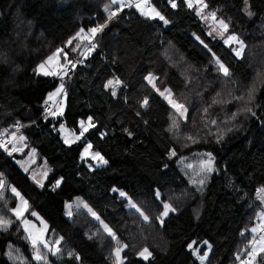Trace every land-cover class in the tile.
<instances>
[{"label": "trees", "instance_id": "16d2710c", "mask_svg": "<svg viewBox=\"0 0 264 264\" xmlns=\"http://www.w3.org/2000/svg\"><path fill=\"white\" fill-rule=\"evenodd\" d=\"M109 2L0 0V133L20 122L28 144L25 152L35 149L36 163L46 162L49 167L39 186L16 161L21 155L0 148V178L6 181L0 217L12 221L7 231L0 230V264H16L8 257L11 248L28 262L42 264L32 258L21 220L10 211L18 203L12 187L26 197L28 213L36 211L47 221L50 233L63 237L66 252L80 256L76 260L65 252L50 254V263L115 264L89 223L78 214L65 213V204L80 197L113 230L131 226L125 235L128 246L152 252L144 260L137 255L140 248L127 251L123 264H201L188 245L204 241L211 251L203 264H233L256 241L253 237L258 233L252 234L251 229L261 206L258 189L264 186V57L255 63V56L264 54V0H248L252 16L247 15L244 0H205L206 9L225 19L228 31L244 41L241 57L208 31L201 15L185 0H175V8L169 0H154L152 6L167 24L141 15L135 7H125L109 20L105 12ZM98 25L106 26L96 36L95 48L90 53L89 46L83 53L73 51L80 40L77 33ZM60 48L74 64L84 54V64L66 76L63 114L41 116L59 78L39 74L37 67ZM216 58L230 76L219 70ZM150 74L153 83L146 79ZM255 77H259L256 97L245 122L224 135L210 133L200 144L181 151L183 143L170 130L173 109L156 89L169 87L174 98L186 102L189 116L192 109L193 116L205 114V108L208 113L232 115L244 110L242 93ZM109 80L120 81L115 96L105 88ZM145 97L146 108L141 107ZM89 117L95 127L78 141L66 143L60 125L78 131L80 120ZM186 132L181 129L182 135ZM86 143L107 163L90 167L81 157ZM173 149L212 153L216 170L202 191L185 178L176 158L170 156ZM119 190L148 220L127 205ZM164 202L175 211L161 222L157 217Z\"/></svg>", "mask_w": 264, "mask_h": 264}, {"label": "rangeland", "instance_id": "374dc122", "mask_svg": "<svg viewBox=\"0 0 264 264\" xmlns=\"http://www.w3.org/2000/svg\"><path fill=\"white\" fill-rule=\"evenodd\" d=\"M204 3H205V0H204ZM109 4H110V2L108 3V5ZM116 7H117L116 5H112L113 9H115ZM194 7H196L195 2H194ZM210 13L211 12H209L205 8V9L202 10V14H201L203 22L207 26V29H208V31L210 33L214 34V36H216L218 38H222L223 41H225V39L227 38L228 35L235 34L233 32L227 31V32L224 33L223 36L220 35V33L223 31V29L219 26L218 23H216L211 18V16L209 15ZM106 16L108 17V13L107 12H106ZM216 17H217V13H216ZM217 19H222V20H224L226 22V20L223 19V18L217 17ZM80 33H81L80 36H79L80 40H79L78 46L75 49V51L83 53L84 50H86V48L88 47L89 42L92 41V39L97 35V33L92 34V33L88 32V30H84L83 32L80 31ZM226 45L230 46L232 49L239 47V45H237L235 43L226 44ZM261 45L262 44H258V49H261ZM60 49L62 50V52L61 53H57L56 57H55V59L53 61H48V57H50L54 53H56L57 50L55 52L51 53L46 59H44L43 61H41L38 64L37 72L39 74H43L44 71H52V72H55V73H61L62 68L64 66V56L66 55L67 59L68 60H70V59L68 58L67 52H63V51H65L63 48H60ZM244 49H245V43H244ZM92 50H93V48L91 49V51ZM91 51H88V53H90ZM243 52H244V50H243ZM243 52L241 53V56L243 55ZM261 57H264V54H262V52L258 56H255V60H256L255 63L257 62L256 65H258ZM46 61H47V63H46ZM70 61H72V63L75 62L74 60H70ZM41 65H43V69H41L39 67ZM69 66L71 67V65H68L66 68H63V71L66 74L54 75V76L59 78V82H58V85L52 91L49 92V93L55 92L56 89L58 87H60L61 84H63V92H61L60 94H58L57 96H55L51 100L55 104L56 111L58 109H62V112H63V110L65 108V105H66V98H65L64 91H65V81H66V76H67V69H68ZM262 70L264 71V68ZM259 73L261 74V71ZM150 75L155 79L153 74H150ZM154 79H153L152 83L154 82ZM258 80H259V77H255L253 79L249 89L244 90V92L242 93L244 95V110L236 112L237 115L235 116L234 119L232 118V115L225 114L224 112H222L220 114H217V115L213 114V113H207V114L198 115L196 113V115L193 116L194 111L192 109L191 112H190L191 116H189V114H188V118H190V119L187 118V121L185 123H183V122L178 123L179 124V128L178 129H172L176 139L183 143V145L181 146L182 147L181 151H183V149H185L186 147H190V145H193L195 143L196 144H200L205 139V136L210 134V133L224 135V134H227L228 132L233 131L235 129V127H237L240 123L243 122V120L245 122V118H246V116L249 113V111H246L245 109L250 108L249 104H250V102L252 100V99L249 100L248 94H249L250 91L254 90L253 96H255V94L257 92ZM113 81H116V80H113ZM119 86H120V84L118 86H116V91L118 90ZM167 88L170 89L169 87H167ZM160 91L162 92L163 90H160ZM49 93H48V95H49ZM48 95H47V97H48ZM172 95H173V93H172ZM180 102H182V101H180ZM213 119L217 121L216 124H211L210 123V121L213 120ZM81 121H84L85 125H87L89 123V118L81 119L80 122ZM80 122H79V130L78 131H74V130L68 128L64 124H62L63 125V129H61V125H60L59 130H60L61 135L64 138L65 142L68 141L67 143H73V142H76V141L79 140V139H77V136H79L80 131H81ZM181 129H183V130H185L187 132L182 135L181 134ZM13 132H16L17 137L22 136V129H19L18 132H17V129H15V130L11 131L10 138H11V134ZM189 136L194 137L195 142L193 140H189L188 139ZM81 138L82 137H80V139ZM17 140H13L12 141L13 145H14V142L17 141ZM25 144H26V146H28L27 142H25ZM87 144H89V143H86L84 145L83 151H84V148H85V146ZM11 149H12V147L9 148V150H11ZM30 149L32 151H35L32 148H28V150H30ZM20 151H23V149H21ZM25 151H26V149H25ZM27 152H25V154ZM95 152H99V151L94 150L91 147L89 149V154L84 156V158H86V161H87V163L89 164L90 167H93V166H96V165L97 166H101L102 165V164H97V161L92 159L91 154L95 153ZM175 152H176V155L175 156H171V157H175L176 158L177 163L180 165L185 178L188 180L190 185H192L196 190L202 191L206 187V185H207V183H208V181L210 179L211 174L216 170L215 158L212 155V153L209 152L206 149H196V150H192V151L187 152V153H178L176 150H175ZM209 153L211 154V157H212V167H213L214 170L212 172H210V173L205 174V173L200 172V164H201V161H207L208 160V155L207 154H209ZM34 160H35V158H34V156L31 153H29L28 155H25V158H23V159H21V158H17L16 159L18 164H20V166L26 171L31 170V168L26 167L25 164L32 165L35 162ZM44 163L45 164H37L36 163L35 168H33L31 170V172H30L31 173V178H34L38 184H40V181H39L40 178L45 174V170H46V166L45 165H47V163L46 162H44ZM189 165H191V167H188ZM198 173H199V175H198ZM201 178H204V183L203 184L199 183V180ZM192 181H196V182L193 183ZM39 186H42V185H39ZM262 188H264V186L261 187V189ZM16 190L21 194V196H23L24 200L27 201L26 197L17 188H16ZM119 192H124V191L123 190H119ZM124 197L127 199V205L128 206H129V199L133 203H135L127 194ZM257 199L259 201H261V206L258 209V213H260L261 216H258L257 222L252 227V228L256 227L258 229L257 232H255V233L252 232V234H254V235L259 233L260 231H262L264 229V192H258L257 193ZM18 204H20L21 207H23V204L19 200V198H18L17 205ZM66 204L69 205L70 207H66ZM66 204H65V209H66L65 213L68 216H72V215L76 216L78 214L80 217L84 218L89 223L91 231H93L95 233V235L102 241V243L104 244L105 248L107 249V252L113 257V259L115 261V257L113 255V252H114V250L116 249V247L118 245H117V242L115 240H113L110 236H108V234L104 231V229H103V227H102V225L100 223L101 218H100V220H97L95 217H93L91 215V213L89 212V210H88L90 208L89 205L86 203L85 200L83 201L82 198H80V197H76L72 201H68ZM85 204L88 207H85L84 206ZM137 207L139 208L138 205H137ZM92 211H94V210H92ZM33 212H35L37 215L33 216L32 215ZM33 212H31V214H30L27 211H25L23 217L20 218L22 228L24 230V233L27 235V237H28L29 233H31L33 236L40 235V236L43 237V239H45L49 243V246L52 247L53 251H55L56 248L60 249V251L56 254L57 256L61 255V254H64V252L69 254L70 252H68V251L66 252V249L64 247L63 237L61 235H58V234L56 235L54 232L50 233L49 232V225H48L47 221L41 215H39L36 211H33ZM24 221L28 222V224H27L28 232L25 231V223H24ZM130 229H131L130 225L129 226H125L121 230V232H117V231L112 229L113 232L116 233V236H117V238H118V240L120 242V245L121 246L126 245V247H124L123 251L120 253L121 258L123 259V261H124L126 255H127V251H133L134 252L136 249L140 248L137 251V254H138L140 251H142L144 248H146V247L142 248V247H130V246H128L129 243H128V241L125 240V235L129 232ZM254 238H255V236L253 237V240H254ZM56 240H60V243L56 244L55 243ZM258 241H259V239H256L255 242H258ZM251 242H253V241H251ZM203 245H205L204 252H207L208 255H209L210 251H211V245L209 243H207V244L201 243L198 246H194V243H193V248L199 249L198 255H203L204 252L201 253V249H202ZM209 245H210V247H209ZM39 247H40L41 252L46 254L47 257L51 254L50 252H48L47 249H45L43 247V245H39ZM147 249L151 252V250L149 248H147ZM249 251H251V249ZM31 252L34 255V249L33 248H31ZM9 253H11V255H9ZM208 255H207V257H208ZM8 257L11 260H13L16 264H22V261H23V264H29V263L32 264V263H34V262H32V263L28 262L27 260L23 259L20 256V254L18 253V251L16 249H13V248H11L9 250ZM207 257L205 258V260L207 259ZM262 258H264V257L257 256V260L254 262V264H259V262H260V260ZM241 261H246L243 258V256H241L233 264H241ZM41 262H42V264H44L43 261H41ZM47 264H53V263H50V262L47 261Z\"/></svg>", "mask_w": 264, "mask_h": 264}, {"label": "snow or ice", "instance_id": "6c2138e0", "mask_svg": "<svg viewBox=\"0 0 264 264\" xmlns=\"http://www.w3.org/2000/svg\"><path fill=\"white\" fill-rule=\"evenodd\" d=\"M194 2H195V11L197 13V15H201L202 14V10L207 8V4L204 3V0H185V3L187 4V6L189 8H193L194 7ZM169 3H171V6L173 8L177 7V4L175 2V0H169ZM244 3L246 5L245 11L247 13L248 16H252L253 13L250 11V9L247 7L248 6V0H244ZM112 5H116L117 7L115 9L112 8ZM125 7H135L138 11H140L141 15L147 16L149 18H159L160 20H162L165 24L168 23V20L165 19V17L163 15H161V13L159 11L156 10V8L152 7L149 3V0H110V4L105 6V11L108 13V19L111 20L113 17H115L123 8ZM147 9V10H146ZM211 16V18L219 24V26L223 29V31L220 33V35H224L225 32L228 31V27H229V23L225 22L222 19H217L216 17V13L212 12L209 14ZM106 25H98L97 27L94 28H90L88 29V32L95 34L98 31H101ZM84 30L81 29V32H83ZM81 33H77V36L79 37ZM72 41H69V43H71ZM225 44H232L235 43L237 45H239V47L234 48L233 51L235 52L237 57L241 56V53L244 50V42L242 40L239 39V37L235 34H230L227 36V38L225 39ZM203 43V42H202ZM205 47H208L205 44ZM92 48H95V44H91L89 51H91ZM75 49H73L74 51ZM209 51H211V49H209ZM62 50L61 49H57V52L54 53L52 56L48 57V61H53L56 57L57 53H61ZM47 63V61H46ZM215 63L219 66V70L223 73V75L225 77L230 76V71L229 69L223 64L221 63V61L219 60V58L215 59ZM68 65H71L72 68L75 67V64L72 63V61L67 59V56H64V66L63 68H66ZM41 69H43V65L39 66ZM62 71L61 73H55L52 71H44L43 74L44 75H63L66 74L64 71ZM146 79H148L149 83H152L153 81V77L150 75L149 77H147ZM120 84L119 80L113 81V80H109L106 84H105V88H110L112 95L115 96L116 95V86H118ZM153 87H155V85H153ZM157 92L164 97L165 100H167L169 106L173 109V113H171L170 115L172 116V124H171V129H178L179 128V124L177 122L178 119L181 120H187L188 118V114H189V108L187 107L186 102H180L177 98H174L172 95V91L171 89L168 88H164V90L161 92L160 89H156ZM61 92H63V84L60 85V87H58L56 89L55 92L49 93L48 98L45 100V111L48 113V115H51L53 117H56L58 114L62 115V109H58L57 111H49L47 108L48 105V101L52 100L55 96H57L58 94H60ZM253 91H250L248 94V98L249 100H251L253 98ZM237 99H240L239 97H237ZM213 103H217V101H213ZM149 105V99L147 97H145L144 101L141 104V107H148ZM246 111L251 112V109H245ZM204 113L207 114L208 113V108H205ZM139 115V113H137ZM255 113H253L254 115ZM237 115V113H233L232 114V118L234 119L235 116ZM92 118L89 117V123L87 125H85L84 121L80 122V127H81V131L79 136H77V139H80V137H83L84 134L86 132L89 131L90 128L95 127L94 123L91 122ZM211 124H216L217 121L216 120H211L210 121ZM19 124L17 125V132L19 131ZM61 129H63V125H61ZM125 131L127 132L128 130L125 129ZM129 135H131V133H128ZM102 136L104 135L103 133L101 134ZM19 140V141H23L24 137L23 136H19L17 137L16 132H13L11 134V139L8 141V143H12L13 140ZM189 140H193L195 142L194 137L189 136L188 137ZM68 141H66L67 143ZM92 147V145L89 143L85 146L84 151L81 153V157L83 158L84 156L89 154V149ZM0 148H4L6 151L8 150L5 143L0 142ZM13 151L18 150L15 145H13ZM11 154V153H9ZM176 152L175 150H172L170 152V156H175ZM208 155V160L207 161H201L200 164V172L202 173H210L212 172L214 169L212 167V157L211 154H207ZM92 159L97 161V164H106L107 161L104 159V157L100 154V152H95L91 154ZM188 167H191V165H189ZM199 175V173H198ZM193 183H195L196 181H192ZM61 183L60 180L56 181V186H59ZM200 184L204 183V178H201L199 180ZM4 185V181L2 179H0V188H3ZM53 190H55V187L53 188ZM115 191V189H113ZM11 191L19 198V200L22 202L23 207H21L20 204L17 205L16 208H12L10 209V211L16 216L17 219H20L21 217H23L24 212L28 210V202L26 200H24L23 196H21V194L16 190V188H12ZM258 192H264V188L262 189H258ZM120 195L122 197H124L126 194L124 192H120ZM156 197L157 199H160V193L157 192L156 193ZM85 207H88L86 204L84 205ZM129 206L132 208H135L137 212L140 213L141 216H143V218L145 220H148V216L144 215V213L141 211L140 208L137 207V205L135 203H133L130 199H129ZM66 207H70L69 205L66 204ZM89 212L91 213V215L93 217H95L97 220H100V217L94 212L92 211L91 208L88 209ZM175 211V208L172 207V205L170 203L164 202L163 203V211L160 212L159 216L157 217V219L161 220V222H163V218L166 217L169 212ZM70 214V213H69ZM33 216H36L37 214L35 212L32 213ZM258 216H261L260 213H257ZM12 223L11 220H7L3 217H0V230L3 231H7L8 226ZM25 223V231L28 232V227L27 221H24ZM100 223L104 229V231L108 234V236H110L113 240H115L117 242V247L113 252V255L115 257V264H123V259L121 258L120 253L123 251V248L126 247V245L121 246L120 242L116 236V233L113 232V230L107 225L105 224L102 220H100ZM252 232H257L258 229L256 227L251 229ZM91 238V237H89ZM27 239L30 240L32 248L34 249V255H33V259L36 261H43L44 264H47V260L48 257L46 254L42 253L40 250L39 245H43V247L45 249L48 250V252H50L52 255H56L60 249L56 248L55 251H53L52 247L49 246V243L43 239L42 236L37 235V236H33L31 233H29ZM62 239V238H61ZM56 244L60 243V240H56L55 242ZM195 243V242H193ZM193 243H190L188 245V248L190 250H192V254L194 256L197 257V259H199L201 261V264H203V261L205 260V258L207 257L208 253L204 252L203 255H198L199 249L197 248H193ZM204 244H207V241L203 242ZM210 247V245H209ZM250 247H251V251H249L247 253L249 259L246 261H241V264H254V262L257 260V256H262L264 257V235H261L259 237V241L258 242H250ZM9 255H11V253H9ZM70 256H75L76 260H80V256L78 254L75 253H69ZM138 256L142 257L144 260H147L152 253L147 249L144 248L142 251H140L138 254ZM239 259V257H237ZM23 264V261H22ZM259 264H264V258H262L259 262Z\"/></svg>", "mask_w": 264, "mask_h": 264}, {"label": "built area", "instance_id": "2783aa9c", "mask_svg": "<svg viewBox=\"0 0 264 264\" xmlns=\"http://www.w3.org/2000/svg\"><path fill=\"white\" fill-rule=\"evenodd\" d=\"M149 3H150V5L152 6V5L154 4V0H149ZM152 7H153V6H152ZM96 27H97V26H96ZM101 31H102V30H101ZM101 31H98V32H97V35H98ZM97 35H96V36H97ZM96 36L92 39L91 42H89V45H88L89 47L91 46V44H95V46L97 45V39H96ZM83 57H84V54H83V55H82V56L76 61V63H75V67H74V68H72V67H68V69H67L68 77H71V75H72V74L74 73V71L76 70L77 66H79V65H83V64H84ZM45 107H46V105L44 104V108H43V111H42V113H41V116H47V115H48V113L45 111ZM47 108H48L49 111H54V109H55V104H54L52 101H49V102H48V105H47ZM18 124H19V126H20L19 129H23V128H24V125H22L20 122H16V123L12 124V125L6 130V131L0 133V142L5 143L6 147H10V146H11L12 143H8V141L11 139V138H10V133H11V131L17 129V125H18ZM263 234H264V229H263L262 231H260V232L255 236L254 240L259 239V237H260L261 235H263ZM244 258H245L246 260L249 259V257H248L247 254L244 256Z\"/></svg>", "mask_w": 264, "mask_h": 264}, {"label": "crops", "instance_id": "0c3cea01", "mask_svg": "<svg viewBox=\"0 0 264 264\" xmlns=\"http://www.w3.org/2000/svg\"><path fill=\"white\" fill-rule=\"evenodd\" d=\"M155 8V7H154ZM147 10V9H146ZM157 10V9H156ZM158 11V10H157ZM65 125V124H64ZM23 136V135H22ZM25 142H26V140H25V138H24V140L23 141H19V140H17V141H15L14 142V145H15V147L18 149V150H16V151H13L12 149H13V142H12V149H11V153H18L19 155H21V156H19L18 158H21V159H23V158H25V155H28L29 153H31L33 156H34V158H35V162H34V164H32V165H29V164H25L26 165V167H29V168H31V170L33 169V168H35V165H36V159L38 158V153H37V151L35 150V151H32L31 149L30 150H28V152L26 153V154H23L24 153V151H25V149L27 148V146H26V144H25ZM21 149H23V151H20ZM33 149V148H32ZM17 159V158H16ZM41 164H45L44 162H42ZM46 166V170H45V174L40 178V184H38L37 182H36V180L34 179V178H31L37 185H42L44 182H45V180H46V178H47V175H48V171H49V167H48V165H45ZM31 170H29L28 172L30 173L31 172ZM30 176H31V173H30ZM0 179H2L3 181H4V185L6 186V181L3 179V178H0ZM4 186V187H5ZM4 187L3 188H0V195L2 194V191H3V189H4ZM83 201H84V199H82Z\"/></svg>", "mask_w": 264, "mask_h": 264}, {"label": "clouds", "instance_id": "9594fccd", "mask_svg": "<svg viewBox=\"0 0 264 264\" xmlns=\"http://www.w3.org/2000/svg\"><path fill=\"white\" fill-rule=\"evenodd\" d=\"M10 126H11V125H10ZM8 128H9V127H8ZM8 128H6V130H7ZM6 130H5V131H6ZM22 130H23V129H22ZM3 132H4V131H3ZM1 133H2V132H1ZM10 147H12V144H11V146H10ZM10 147H8V148H10Z\"/></svg>", "mask_w": 264, "mask_h": 264}]
</instances>
